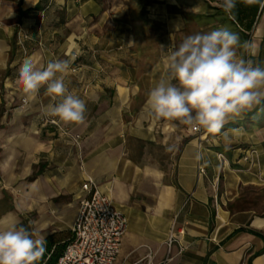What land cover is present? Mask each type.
<instances>
[{"label": "crops", "instance_id": "1", "mask_svg": "<svg viewBox=\"0 0 264 264\" xmlns=\"http://www.w3.org/2000/svg\"><path fill=\"white\" fill-rule=\"evenodd\" d=\"M43 2L0 0V227L15 223L44 239L55 234L67 240L77 216L81 185L91 177L127 219L114 264L139 260L147 264V258L151 264H264V217L234 220L214 199L215 177L211 176L217 174L219 164L214 151L201 143L198 146L197 139L181 136L179 150L165 164L150 157L148 141L153 134L145 131L154 130V122L149 119L147 101L146 113L140 110L139 114L143 120L129 118L135 112L133 99L142 90L128 85V73L109 63L104 73L93 72L94 84L83 97L82 124L44 115L42 107L52 102L44 88L34 99L24 95L18 72L26 57L41 68L57 59L69 61L71 67L79 51L77 10L72 22L63 26L65 30L58 24L46 33L43 25L39 38L44 47L38 46L34 17L41 15ZM67 3L50 1L46 14L56 9L59 14ZM19 25L29 35L24 56L17 45ZM56 32L59 35L52 41ZM263 41L264 32L260 46ZM77 79V72L70 69L64 74L69 91L80 97ZM24 98L27 104L22 106ZM145 117L150 124L146 128L142 124ZM50 118L59 119L67 134L44 123ZM136 119L141 125L131 123ZM177 214V227L185 229L181 242L185 249L179 252L175 243L168 253L166 243Z\"/></svg>", "mask_w": 264, "mask_h": 264}, {"label": "rangeland", "instance_id": "2", "mask_svg": "<svg viewBox=\"0 0 264 264\" xmlns=\"http://www.w3.org/2000/svg\"><path fill=\"white\" fill-rule=\"evenodd\" d=\"M45 1L41 15L34 17L37 41L43 37V25L47 27L46 33L58 28V24L65 30L63 26L72 22L77 10L79 51L73 55L75 62L69 69L77 72L80 98H86L88 88L94 84L93 72L104 73V66L109 63L110 67L130 75L128 85L142 90L133 99L135 112L130 119H141V111L146 113L147 94L166 73L160 46L170 52L185 35L226 26L238 34L241 44L249 42L254 46L249 51L238 49V58L251 59L254 65L264 67V41L260 46L264 8L247 31L231 21L220 7L221 0H67L59 14L56 9L50 16L46 14L47 6L54 0ZM67 33L68 30L64 31L66 36ZM52 34L54 41L59 33ZM102 44L104 48L97 47ZM137 119L131 123L141 125L143 119ZM149 119L154 122V130L146 128L150 125L146 117L142 124L147 130L145 134H153L152 141H148L153 160L165 164L179 150L181 136L197 139L198 146L201 143L205 149L214 151L219 161L217 174L211 177H215L214 199L224 214L234 220L241 216L264 217V106L253 119L244 114L230 119L218 133L202 129L201 133L192 134L190 127L158 119L151 111Z\"/></svg>", "mask_w": 264, "mask_h": 264}, {"label": "clouds", "instance_id": "3", "mask_svg": "<svg viewBox=\"0 0 264 264\" xmlns=\"http://www.w3.org/2000/svg\"><path fill=\"white\" fill-rule=\"evenodd\" d=\"M238 2L254 0H221L220 7L232 15ZM253 47L249 42L241 44L238 34L226 26L185 35L170 52L161 45L166 73L147 94L151 113L158 119L220 132L230 119L264 102V67L237 55L238 49ZM69 67V61L57 59L41 68L26 57L18 78L28 98L34 99L45 89L52 102L42 107L44 115L82 124L86 103L65 84ZM45 251L46 241L38 232L15 223L0 227V264H37Z\"/></svg>", "mask_w": 264, "mask_h": 264}, {"label": "built area", "instance_id": "4", "mask_svg": "<svg viewBox=\"0 0 264 264\" xmlns=\"http://www.w3.org/2000/svg\"><path fill=\"white\" fill-rule=\"evenodd\" d=\"M17 30V45L23 55L27 50L25 41L28 34L19 25ZM39 47L44 44L41 38L37 41ZM27 104V100L22 99V106ZM58 128L62 133L67 134V129L60 125L59 119L50 118L44 120ZM193 134L202 132V128H191ZM78 141V136L74 139ZM200 173L204 174L203 167H199ZM82 196L78 202V212L71 227V236L62 254L53 264H114L122 247L123 236L127 230L126 217L113 206L109 195L100 190L96 182L91 177H87L82 185ZM169 230L167 239L168 253L172 246L177 243L179 252L185 249L181 243L185 234L184 227H177L176 219ZM147 264H151L147 258ZM141 260L133 264H141Z\"/></svg>", "mask_w": 264, "mask_h": 264}, {"label": "trees", "instance_id": "5", "mask_svg": "<svg viewBox=\"0 0 264 264\" xmlns=\"http://www.w3.org/2000/svg\"><path fill=\"white\" fill-rule=\"evenodd\" d=\"M40 7L37 4L36 8ZM264 8V0H259V2L242 3L238 2L237 6L232 15H229L231 21L237 24L240 28L249 31L253 23L255 22L257 16L262 12ZM264 102L261 105L255 107L252 111L243 113L249 118H254L255 115L263 108ZM264 239V236L261 235ZM70 238L65 241L57 239L56 235H49L45 238L46 241V251L42 258L37 262V264H53L57 261L59 256L62 254L67 242Z\"/></svg>", "mask_w": 264, "mask_h": 264}]
</instances>
